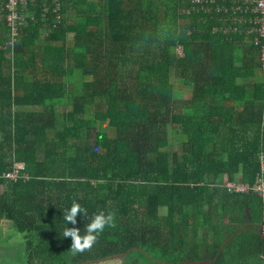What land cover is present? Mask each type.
<instances>
[{
	"label": "trees",
	"instance_id": "obj_1",
	"mask_svg": "<svg viewBox=\"0 0 264 264\" xmlns=\"http://www.w3.org/2000/svg\"><path fill=\"white\" fill-rule=\"evenodd\" d=\"M154 1L60 0L54 12L50 0L44 12L38 0L13 49L0 19V226L24 235L23 264H264V109L239 127L212 99L238 87L232 72L264 75L263 45L213 34L237 16L232 0L190 2L189 14L164 0L162 16ZM73 200L88 210L76 225L63 216ZM99 211L116 227L73 256L64 228L83 234Z\"/></svg>",
	"mask_w": 264,
	"mask_h": 264
},
{
	"label": "built area",
	"instance_id": "obj_2",
	"mask_svg": "<svg viewBox=\"0 0 264 264\" xmlns=\"http://www.w3.org/2000/svg\"><path fill=\"white\" fill-rule=\"evenodd\" d=\"M50 0H44L40 4L44 12H48ZM219 0H186L189 8H184L183 13H191L193 11L190 8V2L194 4H202L206 2H217ZM54 5V12H57L60 7V0H51ZM38 0H6L0 8V19L6 20L8 26L12 29V38L6 44L7 46L15 45V37L18 35V28L24 23H28L27 19L29 17V8L38 6ZM233 10L237 15L234 19H225L221 24H219L215 29L212 30L213 34L225 35L226 41L240 42L244 43L243 35L248 38H253L255 40L256 46H262V67L264 73V0H232ZM194 8V7H193ZM228 9V8H226ZM229 10V9H228ZM227 10V11H228ZM212 11V10H211ZM35 19V18H33ZM228 41V42H229ZM262 161V172H264V155L261 156ZM24 163L16 162L15 170L7 173L6 176L16 179L18 171L24 168ZM260 183V184H259ZM227 185L232 192H246L249 190L248 184H238V182H228ZM255 189L259 193L264 194V180L259 179Z\"/></svg>",
	"mask_w": 264,
	"mask_h": 264
},
{
	"label": "crops",
	"instance_id": "obj_3",
	"mask_svg": "<svg viewBox=\"0 0 264 264\" xmlns=\"http://www.w3.org/2000/svg\"><path fill=\"white\" fill-rule=\"evenodd\" d=\"M245 60L248 61L249 56L245 57ZM254 70V71H252ZM257 74H261L259 69H255L252 66L247 67L244 71H236V73L230 74V84L241 87L238 89L231 90L229 93L225 88H220L219 92L217 90H212L213 92V100H218L220 104H228L229 111L231 114L236 115L234 126L239 127H251L250 119H253V115L251 114L254 110H258L261 107L264 109V97L262 95V91L258 89L259 85L262 83L257 79ZM239 76H242L243 86H239ZM221 85V83H220ZM242 85V84H240ZM181 95L180 99L185 101H190L193 98L192 93L188 94H179ZM225 112V111H223ZM258 113V112H257ZM240 119H243L242 121ZM224 121L218 119V124L223 123ZM227 122V121H225ZM217 123V122H216ZM228 125V123H227Z\"/></svg>",
	"mask_w": 264,
	"mask_h": 264
},
{
	"label": "clouds",
	"instance_id": "obj_4",
	"mask_svg": "<svg viewBox=\"0 0 264 264\" xmlns=\"http://www.w3.org/2000/svg\"><path fill=\"white\" fill-rule=\"evenodd\" d=\"M78 215L88 217V210L80 203L73 200L70 209L63 213L64 220L67 224L76 225ZM115 227V214L112 212L105 213L104 211H99L91 217L83 234H81L80 229L77 227H66L63 230L62 236L71 238L69 251L75 256L91 251L105 229Z\"/></svg>",
	"mask_w": 264,
	"mask_h": 264
},
{
	"label": "rangeland",
	"instance_id": "obj_5",
	"mask_svg": "<svg viewBox=\"0 0 264 264\" xmlns=\"http://www.w3.org/2000/svg\"><path fill=\"white\" fill-rule=\"evenodd\" d=\"M154 3L156 4V0L154 1ZM157 4H161L158 7V10L162 16L165 13L164 0L158 1ZM179 11L180 10L178 9V13ZM217 35L219 36V34ZM220 36H222L225 40H227L225 35H220ZM247 39L249 38L246 35H243L244 43L240 41L242 46L245 44ZM39 47H41V45H39L38 48ZM181 52H182V49L180 48L176 49V53L181 54ZM243 79L244 78H242V76H239V86H243V84L245 83L243 82ZM257 79L263 83L264 75L262 73L257 74ZM169 83L173 86L174 91H177V93L188 94L192 92L190 88H185V86L181 82H179V80L175 79L172 74L169 76ZM179 96L181 97V95ZM179 101L183 102L185 100L179 99ZM66 111H70V109L65 108V107H60L58 110V112L60 113L66 112ZM88 116H91V114L88 113ZM98 128L103 129L102 126H99V125H98ZM261 170H262V161H261ZM2 192H3V187L0 186V193ZM164 213H165V210L162 211V214ZM23 238H24V235L18 234L15 230H12L8 223H4L2 226H0V264H23L25 262L24 258L26 255V247L22 245L23 242H25ZM101 264H105V263H101ZM141 264L143 263L141 262Z\"/></svg>",
	"mask_w": 264,
	"mask_h": 264
},
{
	"label": "water",
	"instance_id": "obj_6",
	"mask_svg": "<svg viewBox=\"0 0 264 264\" xmlns=\"http://www.w3.org/2000/svg\"><path fill=\"white\" fill-rule=\"evenodd\" d=\"M240 232H242V231H239V233ZM263 235H264V233H263ZM231 240H232V237L231 238H229V240L228 241H226V243H225V245L220 249V253H222L223 251H224V249H225V247L231 242ZM219 259V255H218V257L216 258V261ZM191 263H193V261L191 262ZM201 263H204V264H209L210 262L209 261H198V264H201Z\"/></svg>",
	"mask_w": 264,
	"mask_h": 264
}]
</instances>
